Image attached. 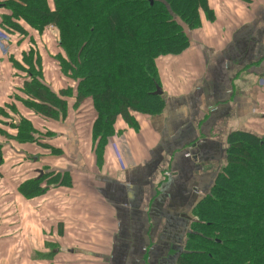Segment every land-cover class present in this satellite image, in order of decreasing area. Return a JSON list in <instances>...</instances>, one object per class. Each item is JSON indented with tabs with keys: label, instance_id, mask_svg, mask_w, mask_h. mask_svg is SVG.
<instances>
[{
	"label": "crops",
	"instance_id": "obj_1",
	"mask_svg": "<svg viewBox=\"0 0 264 264\" xmlns=\"http://www.w3.org/2000/svg\"><path fill=\"white\" fill-rule=\"evenodd\" d=\"M208 9L215 18L201 11L188 49L157 61L163 110L133 113L134 126L118 117L101 160L92 100L76 109L68 99L60 121L25 104L21 70L31 48L54 93L77 86L59 66L56 34L21 22L27 36H12L8 53L0 49V206L13 209L16 238L31 249L52 236L76 241L75 252L50 250L40 264H177L193 209L226 164L228 135L264 136V0H208ZM23 120L37 142L14 140ZM51 174L59 183L48 182ZM40 178L43 194L28 189L25 197L21 187ZM11 256L0 242V264Z\"/></svg>",
	"mask_w": 264,
	"mask_h": 264
},
{
	"label": "trees",
	"instance_id": "obj_2",
	"mask_svg": "<svg viewBox=\"0 0 264 264\" xmlns=\"http://www.w3.org/2000/svg\"><path fill=\"white\" fill-rule=\"evenodd\" d=\"M0 8L10 12L2 26L20 38L27 36L21 22L39 33L53 26L64 53L58 56L59 66L77 86L54 93L43 80L37 50L31 48L21 70L26 74L22 93L29 97L25 104L60 121L68 99L75 97L76 109L92 100L99 160L118 117L134 126L133 113L163 110L164 101L155 95L158 59L188 49L187 32L201 28V11L209 20L215 18L208 0H5ZM17 129L15 141H38L27 120ZM227 147L226 164L214 186L193 209L197 220L177 264H264V136L235 131L228 135ZM3 163L0 144V167ZM54 175L46 177L51 184L59 183ZM41 180L21 187L25 197L28 189L43 194Z\"/></svg>",
	"mask_w": 264,
	"mask_h": 264
},
{
	"label": "rangeland",
	"instance_id": "obj_3",
	"mask_svg": "<svg viewBox=\"0 0 264 264\" xmlns=\"http://www.w3.org/2000/svg\"><path fill=\"white\" fill-rule=\"evenodd\" d=\"M4 1L5 0H0L1 3ZM9 14H10V12L6 8L0 9V42L2 40H4L5 38L9 37V40H7L4 43V47L0 46V49L7 52V53L9 51L10 44L12 42V36H15L16 39L20 38L18 35L16 36V34H12V33L8 32L2 26L5 15H9ZM22 23L25 25L24 22H22ZM46 30L48 32H53L50 27H47ZM54 34H56V33L54 32ZM54 34H53V36L55 37ZM13 41H15L14 38H13ZM13 126H15V125H13ZM223 167H222V169H223ZM220 172H219V174H220ZM216 178H217V176H215V178L212 182V187L215 184ZM44 199H45L44 197L40 198V201L42 202L40 205H41L43 210H46L47 207L49 206V202H47ZM53 200H55V199H53ZM56 208H57V206L55 208H52V210H54ZM13 213H14V211L12 208L0 206V242L5 243L6 247L10 250V252H12V254L15 255L14 258H12V256H11L7 259H4V261L7 262V264H26L28 260H33L36 262V264H40V261L42 262V260L44 259V255L47 253L49 255V251L50 250L53 251L56 248H65V249L67 247L69 249L73 248V250H74L73 252H75L76 241L69 240L67 243H65V241L62 240V243H60L57 240V237H55V236H52V238H50V239L48 237V240L40 239L39 242H37L38 245L35 246V248L37 247V249L29 248L27 246V243H28L27 240H21V239L16 238V235H15L16 232L14 231V227L12 225L15 221H17V215H15ZM51 215H53V214H51ZM57 215H59V214L57 213ZM191 217H192V219H191L192 222L190 224L189 231H191V227H192L193 223L197 220L194 217L193 212H192ZM40 226H41V224H40ZM42 226H43V223H42ZM88 227L89 226L85 225L84 229H86ZM84 243H87V242H84ZM67 264H72V261L70 260V258L67 261Z\"/></svg>",
	"mask_w": 264,
	"mask_h": 264
},
{
	"label": "water",
	"instance_id": "obj_4",
	"mask_svg": "<svg viewBox=\"0 0 264 264\" xmlns=\"http://www.w3.org/2000/svg\"><path fill=\"white\" fill-rule=\"evenodd\" d=\"M155 95H162V89H161V87H157V90L155 92Z\"/></svg>",
	"mask_w": 264,
	"mask_h": 264
},
{
	"label": "built area",
	"instance_id": "obj_5",
	"mask_svg": "<svg viewBox=\"0 0 264 264\" xmlns=\"http://www.w3.org/2000/svg\"><path fill=\"white\" fill-rule=\"evenodd\" d=\"M51 29L53 28L52 26L50 27ZM7 40H9V37H7V38H5L4 40H2L1 42H0V46L2 47H4V43L7 41Z\"/></svg>",
	"mask_w": 264,
	"mask_h": 264
}]
</instances>
